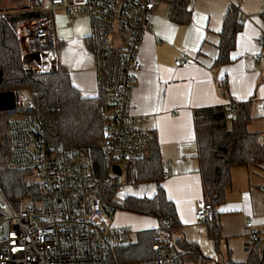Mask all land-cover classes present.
Returning <instances> with one entry per match:
<instances>
[{
    "label": "built area",
    "instance_id": "2783aa9c",
    "mask_svg": "<svg viewBox=\"0 0 264 264\" xmlns=\"http://www.w3.org/2000/svg\"><path fill=\"white\" fill-rule=\"evenodd\" d=\"M159 1L27 0L24 13L31 16L17 20L15 32L22 56L38 53L41 62L25 63L26 67L60 69L56 12L64 9L70 19L84 14L89 19L95 68L105 76L114 102L102 140L104 166L95 172L87 150L50 144L32 92L24 87L13 90L15 107L3 110L7 132L4 137L0 134V148L4 140L8 146L4 164L26 171L27 183L40 190L11 200L0 187V264H114L110 244L136 240L131 227L113 223L115 210L102 191L136 189L139 162L149 152L151 135L137 125L145 117L133 112L132 91L142 69L140 45L153 29L152 14ZM188 63L183 55L175 66ZM213 217L212 203L203 201L196 207V221ZM263 231L264 226L246 221L248 261L260 249ZM157 232L154 264H173L170 219L159 217Z\"/></svg>",
    "mask_w": 264,
    "mask_h": 264
},
{
    "label": "crops",
    "instance_id": "0c3cea01",
    "mask_svg": "<svg viewBox=\"0 0 264 264\" xmlns=\"http://www.w3.org/2000/svg\"><path fill=\"white\" fill-rule=\"evenodd\" d=\"M232 5L239 9L243 27L236 35L231 61L216 64L224 17ZM189 8L190 20L178 22L169 16V2H158L152 14L153 29L144 34L139 49L142 69L133 85V112L145 117L137 125L159 144L165 173L160 186L181 221L177 237L199 248L185 264L246 263L243 227L248 220L264 226V162L232 168V185L218 206L219 227L214 221H196V207L205 197L195 110L218 105L230 108L245 101L251 104L248 129L258 131L257 125L250 127L252 123L264 126V0H190ZM56 28L61 66L84 95H97L103 75L95 68L88 17L80 14L70 19L59 9ZM65 37L74 41L66 44ZM183 55L189 63L176 67L175 61ZM223 79L228 82L227 91L221 86ZM157 187L156 182H143L120 193L153 197ZM113 223L157 231L159 218L124 210L114 212Z\"/></svg>",
    "mask_w": 264,
    "mask_h": 264
},
{
    "label": "trees",
    "instance_id": "16d2710c",
    "mask_svg": "<svg viewBox=\"0 0 264 264\" xmlns=\"http://www.w3.org/2000/svg\"><path fill=\"white\" fill-rule=\"evenodd\" d=\"M24 6L25 0H10ZM169 16L178 22L190 20V0H167ZM0 0V69L3 82L0 90H14L24 87L34 95L36 106L46 137L50 144L64 148L87 150L95 172L104 166L102 140L107 115L114 98L105 87V76L99 83L95 96L84 95L71 80L70 72L63 66L56 70H37L29 73L24 68L20 40L15 32L17 20L31 16L28 13L5 14L7 11ZM26 7V6H25ZM33 16V15H32ZM239 9L232 5L224 17L219 42V57L216 64L231 61L230 52L234 48L237 33L243 23L239 19ZM221 86L228 90L226 79ZM252 120L251 104L239 102L230 108L224 105L204 107L195 110V127L198 146L199 168L202 176L205 201L212 203L214 217L218 221V206L226 200V191L232 185V168L240 165H260L264 162V144L259 140V132H252L248 125ZM7 141L0 148V187L6 196L15 200L39 191L40 188L27 183V172L7 167ZM165 177L159 144L156 139L149 145L147 156L139 162L136 183L156 182L157 192L153 197L126 194L118 195L117 187L104 188L105 200L114 208L142 215L166 217L171 222V237L175 243L173 264H185L195 257L197 245L177 237L181 221L173 202L168 199L160 182ZM158 232L145 229L137 232L132 243H111L110 259L114 264H154ZM249 264H264V248L253 253ZM224 264H246L229 261Z\"/></svg>",
    "mask_w": 264,
    "mask_h": 264
},
{
    "label": "rangeland",
    "instance_id": "374dc122",
    "mask_svg": "<svg viewBox=\"0 0 264 264\" xmlns=\"http://www.w3.org/2000/svg\"><path fill=\"white\" fill-rule=\"evenodd\" d=\"M161 1H163V0H160L159 2H161ZM26 5H27V0L24 1V6L23 5H19L16 2H11L10 0H4L2 6L7 11H4L2 13L10 14V15H17V14H20V13H24V9H25ZM72 41H74V37H71V38L65 37L66 44L67 43L71 44ZM24 68L28 69V71H29V69H31L32 72L38 70V69L33 68V67H26L25 62H24ZM254 125H257L256 129L258 130L257 132H259V140L262 141L263 138H264V126H260L261 124H259V123H254V124L252 123L250 127H254ZM6 132H7V117H6V113H5V111H0V134H1V136L4 137ZM118 195L120 197H122V196H125V193L124 194L120 193ZM116 211L124 212V210H121V209H117V210H115V212ZM127 226L131 227L135 231L136 235H137L138 231H141V229H135L132 225H127ZM244 238H245V243H247L250 240L249 237L244 236ZM135 239L136 238L133 237V240H135ZM259 248H264V231H263V234H262V237H261V242H260V247ZM247 255H248V252H247Z\"/></svg>",
    "mask_w": 264,
    "mask_h": 264
},
{
    "label": "water",
    "instance_id": "95a60500",
    "mask_svg": "<svg viewBox=\"0 0 264 264\" xmlns=\"http://www.w3.org/2000/svg\"><path fill=\"white\" fill-rule=\"evenodd\" d=\"M25 63L30 64L33 61L41 62L40 55L38 53H29L23 57ZM32 70L29 69V73ZM3 82V70L0 69V86ZM15 107V97L14 92L12 90H0V111L3 110H12ZM115 170L120 173V169L118 166L115 167Z\"/></svg>",
    "mask_w": 264,
    "mask_h": 264
}]
</instances>
